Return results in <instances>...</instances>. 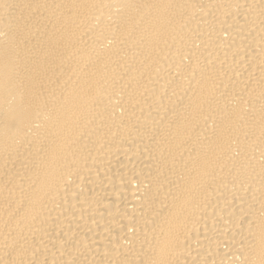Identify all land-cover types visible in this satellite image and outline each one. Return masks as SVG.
Here are the masks:
<instances>
[{
  "label": "bare ground",
  "instance_id": "1",
  "mask_svg": "<svg viewBox=\"0 0 264 264\" xmlns=\"http://www.w3.org/2000/svg\"><path fill=\"white\" fill-rule=\"evenodd\" d=\"M0 264H264V0H0Z\"/></svg>",
  "mask_w": 264,
  "mask_h": 264
}]
</instances>
